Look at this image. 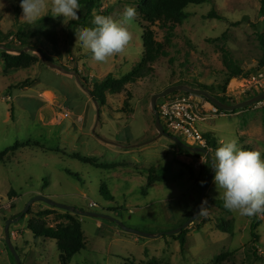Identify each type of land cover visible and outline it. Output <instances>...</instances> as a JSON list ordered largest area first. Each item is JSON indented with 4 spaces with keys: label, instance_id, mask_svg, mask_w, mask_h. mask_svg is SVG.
<instances>
[{
    "label": "rangeland",
    "instance_id": "obj_1",
    "mask_svg": "<svg viewBox=\"0 0 264 264\" xmlns=\"http://www.w3.org/2000/svg\"><path fill=\"white\" fill-rule=\"evenodd\" d=\"M20 2L0 0V44L19 51L25 40L38 51L26 52L37 59L31 68L7 69L5 50L0 49V151L21 145L0 162V264H18L6 244L5 226L13 216L20 217L36 196L81 211L106 214L128 229L162 234L158 238L143 237L108 220L78 216L86 249L70 264H212L225 253H235L227 264H264V217L255 216L261 220L256 230L260 241L255 243L254 217L215 207L212 201L222 200L213 180L206 199L209 214L197 217L186 229L185 248L181 247L179 234H168L194 216L212 169L205 155L183 154L167 137L152 141L158 131L151 113L152 96L171 86L199 89L198 84H203L212 88V95L221 97L228 83L221 47L250 74L228 83L229 103L235 105L233 102L259 95L250 80L262 68L264 56L262 0H213L190 6L188 18L172 33L167 57L154 64L150 75L128 85L123 93L108 95L107 105L101 107L91 96L94 85L110 74L117 79L125 77L142 60L143 31L138 15L131 28L133 41L125 53L98 63L76 40L74 30L83 28L75 25L78 20L64 24L49 10L39 22L28 25L20 19ZM140 4L141 0H105L101 10H111L110 16L120 19L126 6L135 7L138 13ZM81 14L80 10L78 16ZM153 29L157 40L166 42V31L159 25ZM42 54L71 74L48 67ZM185 95L177 92L160 99L158 110L165 101ZM189 95L198 106L211 108L205 98ZM128 99L127 107L124 103ZM66 111L70 116H65ZM198 127L213 147L236 139L239 147L259 150L264 158V109L252 106L224 113ZM170 134L198 147L194 140ZM100 138L127 147L151 142L122 149ZM216 148L211 147L212 155ZM75 155L97 158L99 165L117 167L98 168L73 159ZM153 167L157 168V173L152 174L156 182L150 184L149 170ZM103 185L108 187L112 201L101 193ZM13 200L14 207L6 209L4 206ZM91 202L97 207L90 208ZM52 210L44 202L34 203L25 216L11 225V241L22 264H62L56 241L36 237L29 229L30 222L38 219L49 226L65 222L58 216L62 210L58 209V215L46 213ZM41 213L44 215L39 217ZM220 219L232 226V234L218 229Z\"/></svg>",
    "mask_w": 264,
    "mask_h": 264
},
{
    "label": "trees",
    "instance_id": "obj_2",
    "mask_svg": "<svg viewBox=\"0 0 264 264\" xmlns=\"http://www.w3.org/2000/svg\"><path fill=\"white\" fill-rule=\"evenodd\" d=\"M105 0H79L81 5L82 14L79 16L78 22L75 23L76 26L79 27H89L92 26L91 22L95 15H110L111 10L102 11V3ZM213 0H141V4L138 8V18H140V24L143 31V56L140 64L128 75L121 79L115 78L113 74L108 75L103 81L97 82L94 85V89L91 91V96L93 100L101 107L107 105V96L108 95H118L125 91L126 87L130 84L136 83L139 79L145 78L150 73L153 72L154 64L158 62L161 58H165L168 55L167 46L170 43V40L173 38L172 33L175 31V28L178 25H182L184 21L188 18L187 9L192 5H202L206 3H211ZM261 13L264 14V0H262ZM215 15V14H214ZM61 18V17H56ZM159 25L163 30L166 31V42H160L156 38V34L154 31V27ZM50 38V37H49ZM52 40V39H51ZM53 41V40H52ZM219 41V40H215ZM261 42L264 50V34L261 36ZM23 45V49L19 51H23L25 48L30 47L32 49H36L28 41H21ZM55 46L56 43L53 42ZM222 54V62L225 68L228 71V83L233 79H246L250 76L248 72H245L237 63L234 61L231 53L225 48H220ZM42 57V56H41ZM43 60V59H42ZM4 61L7 69H29L33 65L36 64L37 59L31 54L26 52H12L5 51ZM264 68V56L260 62V68ZM261 68V69H262ZM260 69V70H261ZM67 70V69H66ZM223 86L221 97L218 99L226 104L232 105L229 103V98L227 97V85ZM199 89H203L209 92H212V88L198 84ZM264 91L258 92L259 94ZM189 95V94H186ZM208 101V100H207ZM130 100L125 101V106H129ZM233 104H237L233 102ZM223 112V111H222ZM168 132V129L165 128ZM131 136V135H130ZM208 140V139H207ZM209 142V147L212 149L216 148L211 145ZM123 143V142H122ZM127 144H131L128 142ZM178 148L179 152L183 154H191L192 152L185 150L175 144ZM20 144H17L14 147L8 148L4 151H0V162H5L6 159L17 152ZM24 147V146H22ZM73 159H77L78 161L85 164H92L97 166L98 168L105 169H114L117 165H104L98 164L97 158H87L81 155L73 156ZM210 162V161H209ZM211 163V162H210ZM150 179L149 183L152 184L155 181L152 174L157 173V168L153 167L149 170ZM158 176V175H157ZM158 178H160L158 176ZM101 193L106 196V199L113 200L112 195L106 185L102 186ZM13 194V192H12ZM208 198V195H207ZM206 198V199H207ZM214 206L219 209H224L227 212V209L223 206V201L214 200ZM12 207L14 205L12 204ZM52 211L46 212L47 214H57L58 209L52 207ZM31 213V212H30ZM29 213V214H30ZM62 214H59V218L65 220V222L57 223L55 226H49L46 222L42 220L31 221L29 224L30 231L36 237L51 239L56 241L57 248L60 252V260L62 264H70L72 259L79 255L82 251L86 249V241L84 237V233L82 230V225L77 215H74L70 212L63 211ZM44 214L41 213L39 217H42ZM19 216H13V218H17ZM261 226V220L257 217L253 218L252 231L254 232V240L255 243H259L260 236L256 234L257 228ZM217 227L220 231L225 233H233L232 226L225 220L220 219L218 221ZM188 234V230L182 231L178 235V239L181 243L182 249L185 248L186 245V236ZM256 254V248H254ZM235 257V253H225L216 258V260L212 264H227L231 262L232 258ZM261 258H258L260 260Z\"/></svg>",
    "mask_w": 264,
    "mask_h": 264
},
{
    "label": "clouds",
    "instance_id": "obj_3",
    "mask_svg": "<svg viewBox=\"0 0 264 264\" xmlns=\"http://www.w3.org/2000/svg\"><path fill=\"white\" fill-rule=\"evenodd\" d=\"M20 19L28 25L39 22L49 10L52 17H61L63 23L78 20L79 0H21ZM138 13L135 7L126 6L120 19L97 14L92 26L74 30L76 40L91 54L92 60L106 63L122 55L133 41L131 28ZM201 162L204 161L201 158ZM213 183L223 206L243 217H264V158L259 150H244L236 139L227 140L211 156ZM202 184L204 182H201ZM207 200L201 202L195 217L207 216Z\"/></svg>",
    "mask_w": 264,
    "mask_h": 264
},
{
    "label": "water",
    "instance_id": "obj_4",
    "mask_svg": "<svg viewBox=\"0 0 264 264\" xmlns=\"http://www.w3.org/2000/svg\"><path fill=\"white\" fill-rule=\"evenodd\" d=\"M0 49L5 50V51H12V52H27L28 50L29 51H38V50L32 49V48H25L23 51H18V50L9 49L2 44H0ZM41 56H42L44 64H46L48 67L59 70L61 72L67 73V74H71V72L69 70H66L63 66L58 65L56 63H53L51 61H48L44 54H42ZM177 92H183L186 94H191V95L203 97L206 100H208L211 104H213L214 106H216L218 109L222 110L225 113H233V112L238 111V110H242L245 108L256 106L257 104L264 101V92H263L254 98H251L249 100L237 103L235 105H226V104L222 103L217 97L212 95L209 91H206L203 89L192 88V87L185 86V85L171 86V87L165 89L164 91L157 93V94H154L152 96L151 113L155 118V128L158 131V136L152 141H156V140L160 139L161 137H167L170 140L174 141L179 147H181L185 150H188V151L193 152V153H200V154L205 155L210 162H211V156H213V155L209 150L201 148V147L189 146V145L185 144L182 140H180L177 136L172 135L165 130V127L162 123L161 116H160V113L158 110V101L160 99H165V98H167V97H169L172 94H175ZM100 139H101V141H103L107 144H112V145H115V146H118V147H121L124 149H126V148H137V147L146 145V144L151 142L150 141V142H147L144 144L131 145V146L127 147V146H123V145L115 143V142L113 143V142L107 141V140L102 139V138H100ZM213 176H214V171L212 170L210 176L208 177V179L204 183V186L202 189V196H201L200 204L202 201L206 200V198H207V192H208L209 186L211 184V181L213 180ZM37 202H44L51 207L57 208V209L62 210V211L70 212V213L77 215V216H88V217H93V218H97V219L108 220V221L114 222L117 225L121 226L127 232L133 233V234H136L139 236L148 237V238H158V237L162 236V234H160V235L146 234V233H142V232H139L136 230L128 229L120 221H118L117 219L112 218L111 216H108L106 214L90 212V211H81V210H78L77 208L54 202L50 198H46L43 196H36L27 205V208L25 209V211L23 212V214L20 217L18 216L17 218L8 220L6 223V226H5L6 244H7L8 248L10 249V251L12 252V254L15 256L18 264H22V263H21L20 257L18 256L17 250L14 248V246L12 244L11 237H10V227L13 223L17 222L20 218L25 216L27 214V212L30 210L31 206ZM196 218L197 217L194 218V216H193L183 226H181L180 228H178L174 231L169 232L168 234L171 236L180 234L182 231L186 230L194 222V220Z\"/></svg>",
    "mask_w": 264,
    "mask_h": 264
},
{
    "label": "built area",
    "instance_id": "obj_5",
    "mask_svg": "<svg viewBox=\"0 0 264 264\" xmlns=\"http://www.w3.org/2000/svg\"><path fill=\"white\" fill-rule=\"evenodd\" d=\"M250 82L252 83L253 89L256 91H264V68H262L257 74L253 75ZM210 105L211 108L208 110L205 106H198L190 95H185L183 97L174 98L171 101H165L160 105L159 113L164 127L167 128L170 133L181 134L196 141L198 147L210 151L211 148L209 147V142L202 134L198 124L211 118L224 116L225 113L213 104L210 103ZM255 107L264 109V101L257 104ZM65 116H70L69 111H66ZM13 202L14 200L10 202L7 207H4L6 209H11ZM89 207L96 208L97 204L91 202Z\"/></svg>",
    "mask_w": 264,
    "mask_h": 264
},
{
    "label": "crops",
    "instance_id": "obj_6",
    "mask_svg": "<svg viewBox=\"0 0 264 264\" xmlns=\"http://www.w3.org/2000/svg\"><path fill=\"white\" fill-rule=\"evenodd\" d=\"M117 147H118V146H117ZM119 148H121V147H119ZM122 149H124V148H122ZM15 200H16V199H15ZM98 226H99V227H102V224L99 222V223H98Z\"/></svg>",
    "mask_w": 264,
    "mask_h": 264
},
{
    "label": "bare ground",
    "instance_id": "obj_7",
    "mask_svg": "<svg viewBox=\"0 0 264 264\" xmlns=\"http://www.w3.org/2000/svg\"><path fill=\"white\" fill-rule=\"evenodd\" d=\"M235 81V79H233Z\"/></svg>",
    "mask_w": 264,
    "mask_h": 264
}]
</instances>
